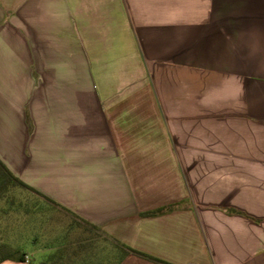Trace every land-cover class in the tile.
<instances>
[{"label": "crops", "instance_id": "obj_1", "mask_svg": "<svg viewBox=\"0 0 264 264\" xmlns=\"http://www.w3.org/2000/svg\"><path fill=\"white\" fill-rule=\"evenodd\" d=\"M0 161L122 264H264V0H0Z\"/></svg>", "mask_w": 264, "mask_h": 264}, {"label": "trees", "instance_id": "obj_2", "mask_svg": "<svg viewBox=\"0 0 264 264\" xmlns=\"http://www.w3.org/2000/svg\"><path fill=\"white\" fill-rule=\"evenodd\" d=\"M174 208L167 206L142 216H159ZM227 212L248 217L236 209ZM46 249L50 251L44 259L32 264H122L131 254L163 263L108 239L100 229L15 177L0 161V264L25 262L30 251Z\"/></svg>", "mask_w": 264, "mask_h": 264}, {"label": "rangeland", "instance_id": "obj_3", "mask_svg": "<svg viewBox=\"0 0 264 264\" xmlns=\"http://www.w3.org/2000/svg\"><path fill=\"white\" fill-rule=\"evenodd\" d=\"M103 239V238H102ZM102 239H100L99 241L101 242L102 241ZM98 247V249L101 247L100 245H98L97 246ZM33 251V250H32ZM33 255V261L34 262H38L39 260H42V259H44V257L46 256L45 254H38V253H34V254H32Z\"/></svg>", "mask_w": 264, "mask_h": 264}, {"label": "built area", "instance_id": "obj_4", "mask_svg": "<svg viewBox=\"0 0 264 264\" xmlns=\"http://www.w3.org/2000/svg\"><path fill=\"white\" fill-rule=\"evenodd\" d=\"M27 261H28V259H27ZM190 264H195V263H190Z\"/></svg>", "mask_w": 264, "mask_h": 264}]
</instances>
